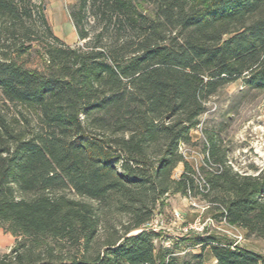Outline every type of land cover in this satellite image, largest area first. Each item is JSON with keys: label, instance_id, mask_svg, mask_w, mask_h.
Wrapping results in <instances>:
<instances>
[{"label": "trees", "instance_id": "16d2710c", "mask_svg": "<svg viewBox=\"0 0 264 264\" xmlns=\"http://www.w3.org/2000/svg\"><path fill=\"white\" fill-rule=\"evenodd\" d=\"M69 15L83 46L54 36L44 0H0V99L39 125L30 134L0 116V228L19 239L0 264H206L143 229L169 197L193 193L264 240V168L213 165L211 142L201 177L180 150L221 88L264 91V0H76ZM35 18L43 71L20 64L41 40ZM191 240L215 264H264L214 235Z\"/></svg>", "mask_w": 264, "mask_h": 264}, {"label": "rangeland", "instance_id": "374dc122", "mask_svg": "<svg viewBox=\"0 0 264 264\" xmlns=\"http://www.w3.org/2000/svg\"><path fill=\"white\" fill-rule=\"evenodd\" d=\"M27 25L36 33L34 37L41 40L33 42V49L21 57L20 64L30 70L43 71L47 66V43L43 41L42 28L37 18L28 21ZM24 41L20 38L15 44L19 46ZM83 44L84 42L78 41L75 46ZM16 45H13V49ZM13 52L15 51H8ZM19 111L27 117L28 123L19 115ZM2 115L10 119L17 117L21 123L18 129L26 133L31 134L39 128L33 114L5 104L0 99V116ZM191 137V143L182 145L180 150L186 161L201 177H205L202 167L208 158V144L211 142L216 144L217 151V156L212 160L213 165L215 160L223 159L235 172L258 175L264 168V91L249 88L241 80L224 86L207 101L200 125L191 131ZM183 171V165H179L173 173V178L178 179ZM199 181L202 185V178L199 177ZM175 212L181 213L184 225L193 224L202 217V221L215 220L216 227L207 228L203 234H183L180 231L182 222L174 221ZM155 217L161 225L157 233L158 246L170 248L181 261L202 253L206 264H215L209 248L202 250L200 247L192 246L191 239L195 235H214L232 246L237 244L238 247L264 256V240L248 237L246 231L241 228L224 223L220 212L210 207L197 193H193L192 197L182 195L169 197L166 208L157 210ZM18 240L4 228H0V256L10 253ZM176 243L179 245L176 246Z\"/></svg>", "mask_w": 264, "mask_h": 264}, {"label": "crops", "instance_id": "0c3cea01", "mask_svg": "<svg viewBox=\"0 0 264 264\" xmlns=\"http://www.w3.org/2000/svg\"><path fill=\"white\" fill-rule=\"evenodd\" d=\"M45 16L54 36L68 46H75L79 39L69 15L75 0H44Z\"/></svg>", "mask_w": 264, "mask_h": 264}, {"label": "built area", "instance_id": "2783aa9c", "mask_svg": "<svg viewBox=\"0 0 264 264\" xmlns=\"http://www.w3.org/2000/svg\"><path fill=\"white\" fill-rule=\"evenodd\" d=\"M222 220L224 223H226V221L224 219H222ZM174 221L175 222H182L180 231L183 234H188V233L203 234V233H205L207 228L216 227L215 220L207 219L205 221H202V217H199L193 224L184 225L183 224V216L179 212L174 213ZM160 226H161L160 223L158 222L156 217H154L151 221H149L148 223H146L143 226V229L147 230V231H153L155 233H158V230L161 229ZM156 244H157V241H156ZM236 246H237V244L233 245V247H236Z\"/></svg>", "mask_w": 264, "mask_h": 264}]
</instances>
